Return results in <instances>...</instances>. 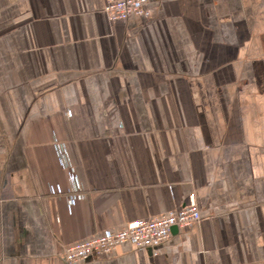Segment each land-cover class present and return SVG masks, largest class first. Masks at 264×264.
<instances>
[{
	"label": "crops",
	"instance_id": "obj_1",
	"mask_svg": "<svg viewBox=\"0 0 264 264\" xmlns=\"http://www.w3.org/2000/svg\"><path fill=\"white\" fill-rule=\"evenodd\" d=\"M149 6L0 0V264H69L192 196L198 224L80 264H264V0Z\"/></svg>",
	"mask_w": 264,
	"mask_h": 264
},
{
	"label": "built area",
	"instance_id": "obj_2",
	"mask_svg": "<svg viewBox=\"0 0 264 264\" xmlns=\"http://www.w3.org/2000/svg\"><path fill=\"white\" fill-rule=\"evenodd\" d=\"M104 11L111 21L151 15L149 0H105ZM56 150L60 163L70 173L75 190L81 191L82 187L65 145L56 143ZM81 196L79 193H74L69 198L70 202L73 203L76 198ZM200 220L201 212L192 196L189 203L178 210L147 219L132 220L121 229H108L95 237L69 245L65 249L64 257L69 264H80L93 257L111 253L122 243H131L139 248L154 249L171 237L173 227L181 229L192 227Z\"/></svg>",
	"mask_w": 264,
	"mask_h": 264
},
{
	"label": "water",
	"instance_id": "obj_3",
	"mask_svg": "<svg viewBox=\"0 0 264 264\" xmlns=\"http://www.w3.org/2000/svg\"><path fill=\"white\" fill-rule=\"evenodd\" d=\"M177 229H178V227H173V230H177ZM173 230H172V231H173Z\"/></svg>",
	"mask_w": 264,
	"mask_h": 264
}]
</instances>
